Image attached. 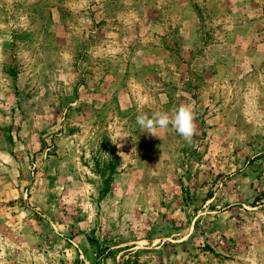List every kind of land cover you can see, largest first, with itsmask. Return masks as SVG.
I'll return each instance as SVG.
<instances>
[{"label": "rangeland", "instance_id": "rangeland-1", "mask_svg": "<svg viewBox=\"0 0 264 264\" xmlns=\"http://www.w3.org/2000/svg\"><path fill=\"white\" fill-rule=\"evenodd\" d=\"M0 264H264V0H0Z\"/></svg>", "mask_w": 264, "mask_h": 264}]
</instances>
